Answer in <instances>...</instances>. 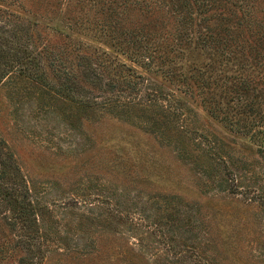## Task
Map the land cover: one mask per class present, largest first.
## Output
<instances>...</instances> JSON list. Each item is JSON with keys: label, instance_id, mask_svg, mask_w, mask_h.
Here are the masks:
<instances>
[{"label": "rangeland", "instance_id": "rangeland-1", "mask_svg": "<svg viewBox=\"0 0 264 264\" xmlns=\"http://www.w3.org/2000/svg\"><path fill=\"white\" fill-rule=\"evenodd\" d=\"M155 1L127 11L110 0H0L3 38L14 40V52L26 48L42 66L45 45L71 57L100 53L114 78L122 81V71L138 82L112 87L126 90L120 101L104 100L110 88L98 97L87 81L62 90L64 75L51 71L42 81L16 69L0 82V139L30 189L41 235L36 259L7 248L18 237L0 214V247L7 248L0 264H264V134L257 135L264 85L242 97L232 79L236 63L215 71L224 49L208 43L223 22L234 31L251 10L264 26V0H190L188 11L182 2L160 9ZM114 13L131 38L102 28ZM135 20L144 34L134 31ZM146 29L153 35L146 38ZM28 31L38 40L33 46ZM145 38L161 50L153 64L126 49ZM169 69L180 79L164 75ZM253 73L260 78L262 70ZM112 74L100 71L116 83ZM223 117L247 127L237 131Z\"/></svg>", "mask_w": 264, "mask_h": 264}, {"label": "trees", "instance_id": "trees-1", "mask_svg": "<svg viewBox=\"0 0 264 264\" xmlns=\"http://www.w3.org/2000/svg\"><path fill=\"white\" fill-rule=\"evenodd\" d=\"M36 1L40 3L42 1L44 2L45 0ZM46 1L52 2L56 0ZM80 1L84 0H79V2ZM110 1H112L113 3H117V5L121 4V6H124L127 11L129 7H135L139 4V0ZM194 1L198 2L199 5L202 4L203 6H210V2L207 3L208 0ZM244 1L246 6H251V4L254 2V0ZM174 2H182L183 7H186L187 11L189 7H191L190 0H156L155 4L157 5V8L160 9L162 7L173 8L174 5H176ZM178 5L179 4H177L176 6ZM124 12H122V14ZM115 14L117 16L114 18L113 15ZM86 15L82 13V16ZM113 15H109L108 22L105 21L104 24L102 23V28L113 32V34L115 35H126L130 36L131 38V36L133 35V31L124 32L125 24L123 23V20L119 18L120 15L117 13H114ZM7 18L9 22L12 21V16ZM83 21L86 23L91 22V20ZM134 23L136 26L139 22L138 20H135ZM222 24H224L223 30L220 29V34L217 36V39L213 40L212 38H208L209 44L212 42H217L221 44L222 49H224L219 58L217 57V59L212 61V64L214 66L215 71H217L216 66L218 68L228 65L229 63H236L235 65H237L239 69V74L236 77L231 78L234 79V81L236 82L234 83V86H237L238 94H241V96L246 99V92L250 91V87H252L253 85H264V26L261 27V23H259V18L256 17L252 10L251 12H245L244 21L241 20L239 22H236L235 25H233V28H235L234 31L231 30L229 27H226V24L224 22ZM106 26H108V28ZM181 26H183V24H181ZM85 29H90V27L86 26ZM134 29L135 32L136 29L137 31L142 30L141 27H139V24ZM8 32L9 31L6 30L5 27L0 26V82L16 69H19V73H30L32 77H36L42 81H47L48 72L51 71L55 76L58 77L64 75V81L60 83L62 86L60 89L62 90H69L71 92L73 91V89H71L74 88L73 86H76V84H78L79 82L87 81L91 84V88L98 89L102 92V95L98 97L105 98L104 93L106 91V88H110L109 91L112 95L107 96V99H104L105 101H120L124 97L123 95L126 93V90L118 89L116 91L112 88L115 84L121 83L128 88H132V86L135 87V85L138 83L136 80H132L131 77L122 75V71H119V75L121 76L122 81L117 77L114 78V74L109 72V61L105 59V56L103 57V55L100 53H94L93 55L91 53L85 54L84 52H78L75 56L71 57L72 55H69V53L65 54L63 47L59 45H45L43 47L40 58L41 60H47V62L45 66H42V61L41 63H37L38 58L36 56H30V52H28L27 55L26 48L22 55L18 54L17 52H14L12 48L17 47L16 45H12V41L14 40L8 37L3 38V36H5V34H7ZM140 32L141 31H139V33ZM24 33L26 34L25 30ZM152 35V31L146 29V38ZM27 37L30 41V46H33V44L38 41L35 35L30 33L29 31L27 33ZM146 38L143 42L141 40H136V42H134L132 46L128 44L126 46V49L130 51L137 59L146 60L147 64H153L156 55L161 50L155 42H151L149 40L146 41ZM20 45L21 44H19V46ZM47 53L49 54V56H47ZM74 58L76 61L75 68L70 69L67 67V62L68 60H73ZM251 59L255 60L254 65L251 64ZM170 63L173 64L172 59L170 60ZM49 67H51L52 70ZM98 67L100 68L98 69ZM254 67L255 69L258 67L259 73L260 69L262 70V75L260 78L258 77V75L256 76V78H254V76L252 77V74H254ZM79 68H82V70H79ZM76 69L77 72H73ZM69 71H72V73ZM100 71L106 73L107 76H110L112 74L113 76L109 77V80L111 81L112 79H115L116 83H108L104 81V78L100 76ZM163 73L164 75H166L165 73H167L169 77H176V79H180L178 74L175 73V70L169 69L164 71ZM92 75L94 76V78H90L92 77ZM182 77H184V80H186L185 74L181 76V78ZM227 78L230 79V77ZM205 83L210 84L209 80L206 79L204 80L203 84L205 85ZM245 102L247 108L252 109V106L246 100ZM210 106H213L214 110L220 111V108L214 104L213 100L210 102ZM222 120L228 123L233 129H236L237 131H240L242 128L247 127V123L243 125L241 124L242 122L240 120H234L229 117H223ZM258 120L261 121L260 119H257L253 122H255L256 124ZM251 125H254V123ZM257 133V135L264 134V131H260ZM261 143V150H263L264 137L261 138ZM30 195V189L26 184V180L20 173V168L17 165L13 154L6 149L5 143L3 142V140L0 139V214H2L4 220H6L8 224L11 225L14 230H16V234H14V236L18 237L16 243L13 245L12 242H10V246H7V248L12 249L13 251L26 250L28 252V250H30V252L33 253V258L36 259V257H38L36 247L38 244V238H40L41 235L39 230L36 228L35 208L33 202L30 200ZM7 248H5V246L0 247V258H2V255H5L3 253L7 251ZM15 257L16 255L14 256V258ZM27 260L28 258H20L18 260V264H28Z\"/></svg>", "mask_w": 264, "mask_h": 264}]
</instances>
